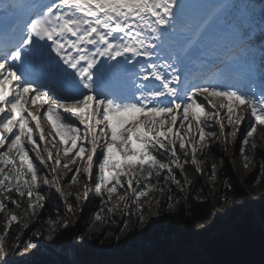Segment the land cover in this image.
<instances>
[{"label":"snow or ice","instance_id":"snow-or-ice-1","mask_svg":"<svg viewBox=\"0 0 264 264\" xmlns=\"http://www.w3.org/2000/svg\"><path fill=\"white\" fill-rule=\"evenodd\" d=\"M228 7L215 3L206 15L190 16L187 9L198 5L183 0H47L4 29L7 39L0 44L4 198L17 206L27 198L32 207L33 200L43 206L47 199L41 186L64 195L54 174L60 160L49 165L52 151L40 149L33 138L35 130L39 140H45L41 115L56 130L65 155L78 149L70 161L77 165L71 181L84 174L97 192L107 188L109 196L126 185L139 198L148 187L145 180L161 179L164 170L173 173L172 165L182 168L181 158L188 163L190 154L197 165L196 152L209 149L215 136L206 131L209 123L221 132L227 125L232 129L229 134L235 135L237 125L250 120L240 151L254 149L249 138L264 126V93L257 99L251 89L241 90L227 80L234 70L232 62L254 47H259L264 70V28L259 33L239 32L224 18ZM214 22L226 28L218 29ZM181 71L183 88L178 85ZM121 76L127 78V87L114 86L108 79ZM209 96L219 104L211 103ZM38 101L39 107L30 110ZM206 103L211 110H206ZM26 143L33 148H26ZM79 161H84L83 167ZM43 166L50 167L51 179L38 176ZM6 207L0 200V212ZM234 211L228 208L224 215ZM67 243L71 249L80 246L75 236ZM28 247H35L31 239ZM0 264H13L3 246Z\"/></svg>","mask_w":264,"mask_h":264},{"label":"rangeland","instance_id":"rangeland-1","mask_svg":"<svg viewBox=\"0 0 264 264\" xmlns=\"http://www.w3.org/2000/svg\"><path fill=\"white\" fill-rule=\"evenodd\" d=\"M221 27L219 25L218 29ZM256 98L259 99L258 96ZM208 100L213 104H219L217 98L209 96ZM206 110H211L207 103ZM224 122L226 124V121ZM250 122L245 120L237 125L238 130L235 135L229 134L232 129L227 125L223 132L216 124L209 123L208 126L215 133L211 145L215 148L217 155V169L208 179L207 194L209 200L215 203V215L220 222L218 231H229L230 226L239 221L248 209L256 212L258 202L264 200V126H258L253 137L249 138V143L255 144V148H249L246 153L240 151L242 136L248 130ZM54 130L52 127L48 128L47 133L49 140L55 144V150L46 144V140L40 141L35 130L33 138L36 139L40 149L47 147L52 151L53 156L57 154V158H61L60 152L64 150L65 145ZM44 135L46 136L45 131ZM191 135H195V129L192 130ZM25 147L32 149L33 145L26 143ZM199 153L200 151L196 152V159ZM29 155L40 167L35 152L30 151ZM41 156L46 158V153L41 151ZM183 163L181 162V165ZM238 163L241 165L239 168H237ZM49 165H54L53 159L49 161ZM63 165H60L59 170L56 169L54 173L59 178L58 183L64 193L63 196L57 193L55 188L41 186L49 195V199L57 200L61 210L60 215L49 225L43 224L40 218H36L42 211V206L35 201L26 211L11 212L6 207L0 212V220L6 226L19 222L25 229L19 250L13 254V264H35V257L41 260V264H80V260L84 261L85 251L91 253L92 259L97 264H113L117 261L144 256L154 250L164 249L183 254L190 250L192 244L196 245L203 240L193 229L185 234L188 240L181 235L164 238L155 225L161 208L173 206L178 192L184 187V182L176 171V165H172L173 173L162 171L164 181L147 184V189L139 198L126 185L124 188H118L111 196L108 195L107 188H104L103 193L97 192L94 183L84 174H78L76 180L71 181L77 165L70 162L67 167ZM79 165L83 167L84 161H80ZM43 175L51 179L53 173L49 166H43L38 172V176ZM96 196L101 199L102 209L87 212L89 201ZM121 196L123 199L120 198ZM0 200H2L1 190ZM228 208H234L235 211L225 216V210ZM86 212L87 215H85ZM141 214H143L142 219ZM235 214L238 217L234 220ZM13 215L16 220H12ZM149 223L155 228L152 239L146 244L138 243L134 247L129 246L125 240L127 234L135 229L146 227ZM73 233L76 234V243L80 245L75 249H71L67 243V239L72 237ZM214 234L216 233L210 234L209 237H213ZM32 237L36 238V241L31 240L35 247L29 248L28 241ZM0 246H3L1 237ZM183 264L188 263L183 262Z\"/></svg>","mask_w":264,"mask_h":264},{"label":"trees","instance_id":"trees-1","mask_svg":"<svg viewBox=\"0 0 264 264\" xmlns=\"http://www.w3.org/2000/svg\"><path fill=\"white\" fill-rule=\"evenodd\" d=\"M262 8H264V0H238V11L233 14L237 30L241 33H259L264 28ZM253 50L255 52L254 59L262 67L259 47H254ZM206 131L212 132V129L208 127ZM164 159L167 161L168 157L165 156ZM197 161L198 164L193 165L191 157L188 158V163H185L181 158L180 164L184 163L182 168L176 166V171L183 180L184 187L178 192L173 206L161 208L155 225L164 238L181 235L185 240H188L185 234L193 229L203 240L197 242L196 245L192 244L190 250L183 254L164 249L154 250L144 256L117 261L113 264H183V262L188 264H264V200L257 204V215L252 209H248L239 221L230 226L229 231H218L220 222L215 215V203L209 200L207 194L208 179L217 169L215 148L210 145V148L205 152H200ZM213 164H215V169L212 167ZM162 174L161 171V179L157 180L152 177L150 181L145 180L144 183L164 181ZM1 193L2 200L11 212L26 211L30 208L27 198L24 203L17 206L4 198L2 190ZM43 195L47 199L42 202V211L36 218H40L43 224L49 225L60 215L61 210L57 200L49 199V195L44 191ZM102 207L101 199L96 196L89 201L87 212L88 210L99 211ZM87 212L85 215L88 214ZM237 217L238 215L235 214L234 220ZM206 226L207 230L205 231ZM154 230L155 228L149 223L146 227L129 232L125 240L131 247L138 243L146 244L152 239ZM24 231L25 229L19 222L6 226L0 220L1 241L11 260H13V254L19 250ZM213 233L216 234L209 237ZM31 240L36 241V238L32 237ZM83 257L84 261L80 260L82 264H97L89 251H85ZM34 260L35 264H41L39 258L35 257Z\"/></svg>","mask_w":264,"mask_h":264},{"label":"bare ground","instance_id":"bare-ground-1","mask_svg":"<svg viewBox=\"0 0 264 264\" xmlns=\"http://www.w3.org/2000/svg\"><path fill=\"white\" fill-rule=\"evenodd\" d=\"M37 107H39V101H38V103H37V105H35V106H33V108L32 109H30V110H35V108H37ZM40 123L42 124V126L41 127H43V129H44V131L46 132V136H45V140H46V144L48 145V146H51V147H55V144H54V142H51L50 140H49V138H48V133H47V130H48V128L50 129L51 128V125H50V123L48 122V120H47V118L46 117H44L43 115H41V117H40ZM45 142V141H44ZM69 145H70V143H69ZM65 147V146H64ZM54 150H55V148H54ZM78 149H74L73 150V152L72 153H70V154H68V155H65L64 154V152L63 151H61L60 152V154L62 155L61 156V158H57V154L56 155H54L53 156V161H54V165H55V161L58 159V160H60V162H61V164L60 165H62V164H65V162H70L71 160H72V157L75 155V152L77 151ZM54 152V151H53ZM54 158H55V160H54ZM80 162V161H79ZM67 163V164H68ZM60 165H56L57 167H56V169H58L59 170V166ZM241 165L238 163L237 164V168H239Z\"/></svg>","mask_w":264,"mask_h":264}]
</instances>
